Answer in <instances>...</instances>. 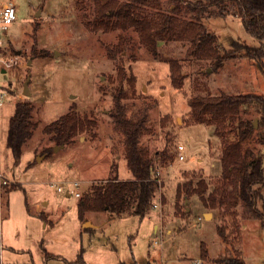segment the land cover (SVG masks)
Wrapping results in <instances>:
<instances>
[{
    "label": "rangeland",
    "instance_id": "1",
    "mask_svg": "<svg viewBox=\"0 0 264 264\" xmlns=\"http://www.w3.org/2000/svg\"><path fill=\"white\" fill-rule=\"evenodd\" d=\"M9 2L15 4L17 18L2 44V52L15 63L0 72V89L6 93L0 107V174L9 181L0 189V264H68L76 260L81 247L87 264H216L215 259L227 252L218 232L222 215L206 210L198 195L189 197L184 213H176L183 173L196 171L213 180L222 173L221 140L214 127L191 124L188 101L206 94H264V77L256 64L239 56L218 72H208L209 61L188 56V43L160 42L159 53L181 63L183 85L176 89L169 62L156 59L135 34V48L123 43L126 51L111 59L108 53L117 49L120 32L94 31L88 26L93 6L87 1L80 8L77 0H0V8ZM203 23L224 48H230L233 40L260 45L238 17H212ZM202 69L207 73L201 74ZM28 79L30 96L24 92ZM118 93L128 117L147 118L150 132L142 137V145L152 152L169 147L175 160L167 167L157 165L162 187L152 204H158V209L151 206L143 219L88 214L82 224L79 199L92 184L111 177L114 163L119 178L132 177L123 134L111 118ZM18 101L34 104L38 127L15 164L7 137ZM73 104L80 116L94 120L97 127L56 150L44 128ZM256 116L250 110L248 117ZM180 153L183 160L178 158ZM258 207L264 211V198ZM238 225L231 235V249L241 252L245 264H264V221L240 217ZM83 229L95 230L94 237ZM43 247L56 257L46 262Z\"/></svg>",
    "mask_w": 264,
    "mask_h": 264
},
{
    "label": "trees",
    "instance_id": "2",
    "mask_svg": "<svg viewBox=\"0 0 264 264\" xmlns=\"http://www.w3.org/2000/svg\"><path fill=\"white\" fill-rule=\"evenodd\" d=\"M86 1L93 6V19L88 21V26L94 31L120 32L117 49L108 53L111 59H115L116 54L123 55L126 51L123 43H131L130 48H135V34L138 43L156 59L169 62L172 85L176 89L183 85L181 63L162 56L160 42L188 43V56L209 61L213 72H218L227 61L243 56L254 62L264 77V0H77L76 4L82 8ZM84 16L88 14L84 13ZM227 16L240 18L246 31L258 39L260 45L251 46L239 40H233L228 49L219 45L216 34L203 21ZM205 73L207 69H202L201 74ZM122 100V93L115 95L111 118L114 128L123 134L125 159L132 178L121 180L118 165L114 163L111 177L92 184L79 199L77 210L82 224L88 221V214L103 212L116 217L130 215L143 219L162 187L156 176L157 165L167 167L175 160L169 147L152 152L142 145V137L150 132L147 118L145 115L128 117ZM188 104L191 124L214 127V134L221 140L222 173L214 180L196 171L183 173V181L177 186L176 213H184L183 209L188 208L185 202L192 195H198L206 210L222 215L218 232L227 252L215 259V263L245 264L241 252L231 249L234 245L231 235L234 230L238 231L240 217L264 221V211L258 207L264 198V94L197 95L191 97ZM252 109L257 114L255 119L248 117ZM37 127L34 104L18 101L7 137L15 164L19 163L24 147ZM96 127L97 123L80 116L73 104L66 114L45 126L44 134L56 146L65 147L77 136L94 132ZM251 141L260 148L250 146ZM49 151L43 150L44 153ZM83 231L94 237L95 230ZM43 249L46 262L56 257ZM84 252L81 247L76 260L68 264H87ZM203 259H208L205 249Z\"/></svg>",
    "mask_w": 264,
    "mask_h": 264
},
{
    "label": "built area",
    "instance_id": "3",
    "mask_svg": "<svg viewBox=\"0 0 264 264\" xmlns=\"http://www.w3.org/2000/svg\"><path fill=\"white\" fill-rule=\"evenodd\" d=\"M16 6L13 2H9L5 4L0 9V72L4 73L10 68L14 66V59L11 57L5 56V54L2 52L3 50V42H4V34L8 31L9 26L16 20ZM6 100V93L0 89V107L4 105V102ZM183 146L179 145L178 150H182ZM178 158L180 160L184 159V156L180 153ZM156 176L158 178V182L161 183V180L159 179V173H156ZM9 184L8 179L4 178L2 174H0V189L2 186ZM53 185V184H52ZM74 185L78 187L80 185V182H76ZM59 191H61V187L58 188ZM75 196L77 198L80 197V193L76 192ZM153 208L158 209V204H154ZM2 213H3V203H2V193L0 191V230L2 225ZM157 242H155L156 244Z\"/></svg>",
    "mask_w": 264,
    "mask_h": 264
},
{
    "label": "water",
    "instance_id": "4",
    "mask_svg": "<svg viewBox=\"0 0 264 264\" xmlns=\"http://www.w3.org/2000/svg\"><path fill=\"white\" fill-rule=\"evenodd\" d=\"M208 72H211V69H209ZM29 82H30V79H28V80L26 81V83L24 84V92H25V95H27V96H30V95H31V94H30V91H29V89H28ZM255 125H256V127L258 126L257 121H255ZM60 148H63V147H58V146H56L55 149L58 150V149H60ZM185 204H186V206H188V204H189L188 200L185 202Z\"/></svg>",
    "mask_w": 264,
    "mask_h": 264
},
{
    "label": "crops",
    "instance_id": "5",
    "mask_svg": "<svg viewBox=\"0 0 264 264\" xmlns=\"http://www.w3.org/2000/svg\"><path fill=\"white\" fill-rule=\"evenodd\" d=\"M3 7V6H2ZM1 7V8H2ZM0 8V9H1ZM132 177H130V178H128V179H131ZM121 179V178H120ZM128 179H121V180H128ZM68 196H71V194H69ZM43 214V213H42ZM44 215V214H43ZM205 217H206V213H205ZM96 228H98V226H96ZM43 248H45V247H43ZM4 249V248H3ZM46 249V248H45ZM44 250V249H43ZM45 260V259H44ZM43 262H45V261H43ZM46 263V262H45ZM26 264H37V262H33V263H26ZM39 264H41V263H39Z\"/></svg>",
    "mask_w": 264,
    "mask_h": 264
}]
</instances>
